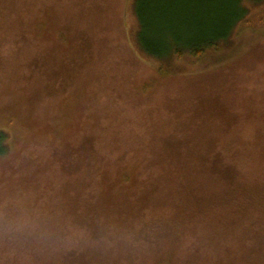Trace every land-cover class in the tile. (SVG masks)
<instances>
[{
    "label": "rangeland",
    "instance_id": "374dc122",
    "mask_svg": "<svg viewBox=\"0 0 264 264\" xmlns=\"http://www.w3.org/2000/svg\"><path fill=\"white\" fill-rule=\"evenodd\" d=\"M134 1L0 0V264L264 259V23L160 60ZM162 1L154 34L228 12Z\"/></svg>",
    "mask_w": 264,
    "mask_h": 264
},
{
    "label": "trees",
    "instance_id": "16d2710c",
    "mask_svg": "<svg viewBox=\"0 0 264 264\" xmlns=\"http://www.w3.org/2000/svg\"><path fill=\"white\" fill-rule=\"evenodd\" d=\"M150 1L152 0L134 1L135 13L138 18V22H140V34L142 37V40L139 41V43L141 48L148 55L160 60L169 58L173 54L179 57H183L185 54L200 56L209 49H220L221 44L229 40L238 29L244 30L245 28L252 27V29L257 30L258 28L263 27L260 26V24L264 23V11L257 13L255 17L251 18L249 15L250 7L248 6L249 2L260 3L264 0H224V8L228 10L225 20L216 17L214 25L215 28H211L207 32H202L198 35L194 33V31L178 34L176 30L177 26H171L168 21L161 20L160 25L157 26V33L154 34V30L151 29L150 19L145 13V9H150L149 7H151ZM156 1L155 5L161 6L158 2L162 0ZM194 18L198 21L197 16H194ZM188 19L189 18H185V23H188ZM171 24L173 25V21ZM143 25L144 32L142 31ZM167 31H172L174 34H166ZM167 35H172V37H167ZM162 68L164 69L165 66ZM16 126L20 129L13 126L12 130L14 133L18 135L27 133L23 125L17 123ZM0 131V150H2L4 146L8 145L5 144L7 141V127L2 128ZM126 177H129V175ZM197 204L199 205V202ZM261 264H264V259Z\"/></svg>",
    "mask_w": 264,
    "mask_h": 264
}]
</instances>
